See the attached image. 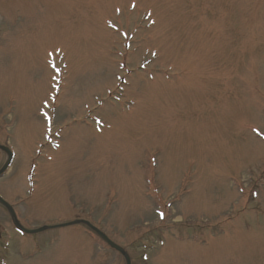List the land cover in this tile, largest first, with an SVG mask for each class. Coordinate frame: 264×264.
<instances>
[{"label": "rangeland", "instance_id": "rangeland-1", "mask_svg": "<svg viewBox=\"0 0 264 264\" xmlns=\"http://www.w3.org/2000/svg\"><path fill=\"white\" fill-rule=\"evenodd\" d=\"M0 145L29 228L84 220L134 264H264V0H0ZM8 235L125 264L81 224Z\"/></svg>", "mask_w": 264, "mask_h": 264}, {"label": "flooded vegetation", "instance_id": "flooded-vegetation-1", "mask_svg": "<svg viewBox=\"0 0 264 264\" xmlns=\"http://www.w3.org/2000/svg\"><path fill=\"white\" fill-rule=\"evenodd\" d=\"M6 201V200H5ZM10 204V203H9ZM1 206V205H0ZM12 209H13V212H14V215L15 217L12 218L10 215H9V212L6 208H4L3 206L2 209L3 211L5 212L6 216H7V219L9 221V228L6 229V228H2L1 225H0V240L5 242L7 244V242L9 243V245L5 246V250L8 251L9 255L6 257H3L0 255V264H48L45 259H44V256L42 255H34V256H31V255H22V251L21 250H14L12 248V235L9 236L8 233L9 232H14L15 234L17 235H20L21 237H28V236H32V235H29L27 233H24V232H21L17 227L20 225L21 227L27 229V230H35V229H39L41 228L42 226H38V227H33V228H29L27 223L30 221V220H24L21 216V214L19 213V210L16 208L15 205H12ZM26 215V218L28 219V214H25ZM35 220H36V217H37V214L36 216L33 215ZM17 222V224H14L13 222ZM28 221V222H27ZM18 225V226H17ZM45 227H49L50 229L45 231V232H48V231H53V230H56L59 228V224H51V225H47ZM37 235V234H35ZM40 245V244H39ZM42 246V245H40ZM124 260V259H123ZM129 262L130 264H134L133 262V258L129 255ZM124 263L126 264L125 260H124Z\"/></svg>", "mask_w": 264, "mask_h": 264}, {"label": "water", "instance_id": "water-1", "mask_svg": "<svg viewBox=\"0 0 264 264\" xmlns=\"http://www.w3.org/2000/svg\"><path fill=\"white\" fill-rule=\"evenodd\" d=\"M0 150L5 152L7 154V161L4 165V167L0 170V176L3 175L9 165L11 164V161H12V154L11 152L5 148V147H2L0 146ZM0 204L2 206H4L10 213V215L14 218V213L12 211V208L3 200L0 198ZM15 224H17V222L15 221L14 222ZM79 224H83L85 226H87L90 230H92L94 233H96L107 245H109L112 249L120 252L122 255H124L126 257V254L124 253L123 249H121L120 247H118L117 245H115L114 243H112L103 233H101L99 230H97L95 227H93L91 224H89L88 222H85V221H81V220H78V221H74V222H71L69 224H66V225H62V227H67V226H73V225H79ZM18 226V225H17ZM18 228L24 232H27L29 234H34V233H39V232H43L44 230H46V228H42L40 230H37V231H26L24 230L23 228H21L20 226H18ZM127 259V258H126Z\"/></svg>", "mask_w": 264, "mask_h": 264}]
</instances>
